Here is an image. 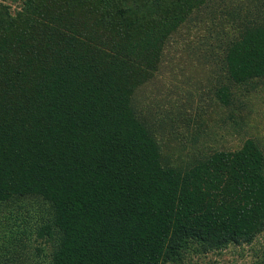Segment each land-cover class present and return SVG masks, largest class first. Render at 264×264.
<instances>
[{"label":"trees","instance_id":"1","mask_svg":"<svg viewBox=\"0 0 264 264\" xmlns=\"http://www.w3.org/2000/svg\"><path fill=\"white\" fill-rule=\"evenodd\" d=\"M211 2L0 3V203L33 194L52 205L40 264H182L192 249L264 234V151L248 140L196 154L186 128L199 125L190 98L220 72L183 71L184 61L223 49L231 82L264 78V0L192 19ZM206 24L223 28L224 45L200 32ZM169 46L181 60L173 70ZM229 92L217 100L229 104Z\"/></svg>","mask_w":264,"mask_h":264},{"label":"rangeland","instance_id":"2","mask_svg":"<svg viewBox=\"0 0 264 264\" xmlns=\"http://www.w3.org/2000/svg\"><path fill=\"white\" fill-rule=\"evenodd\" d=\"M0 3L11 6L14 11L21 5V0H0ZM228 3V0L216 2L212 0L208 7L197 11L192 19L210 18L216 11L228 8ZM243 6H246V10L249 7L247 3ZM219 28L217 26L208 28L206 24L202 25L200 32L203 33L205 30L208 35L211 33L210 36L218 33L217 35L221 36L220 42L224 45L226 35L223 28L221 30ZM174 38L175 45L178 43L189 48L193 45L180 40L179 37ZM222 50H218V53L209 60L202 59L200 64L196 61L193 63L190 59L184 61L185 65L182 66L183 71L192 69L196 72L198 68L203 67L211 72H220L214 75L213 90H209L206 96L204 94L200 96L197 94L199 90L194 89L196 91L190 98V110L200 125L191 122L186 127L193 143L196 144L195 153L209 155L217 150L236 151L248 140H253L258 144L259 149L264 151V78L243 84L231 82L226 71L223 69L221 71ZM176 53V49L169 46L164 58L163 63L168 61L166 67L171 70L176 69L178 62L181 61L174 56ZM223 87L230 91L228 94L230 102L226 105L218 101L216 95V92ZM155 97H158V94ZM144 103L145 100L142 99L141 106ZM147 115H150V112ZM201 138H203L202 142L198 141ZM165 153L170 152L166 149ZM185 155L189 158L193 157L191 152ZM167 157L171 158V155ZM51 207L50 203H44L40 196L33 194L18 195L0 203V264H40L39 261L47 256L42 250L50 254V246L39 238L38 230L48 223L47 221L52 218L54 220L55 213ZM183 262L182 264H264V234L260 235L252 245L229 247L208 255L192 249Z\"/></svg>","mask_w":264,"mask_h":264}]
</instances>
